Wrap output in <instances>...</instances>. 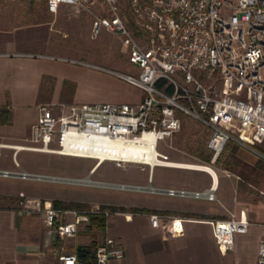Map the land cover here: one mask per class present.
Masks as SVG:
<instances>
[{
  "label": "built area",
  "instance_id": "built-area-1",
  "mask_svg": "<svg viewBox=\"0 0 264 264\" xmlns=\"http://www.w3.org/2000/svg\"><path fill=\"white\" fill-rule=\"evenodd\" d=\"M8 1L43 3L52 14L64 5L90 14L92 37L104 31L116 37L133 65L129 73L113 74L141 90L136 103H84L57 109L53 104L38 105L29 136L12 145L15 165L19 151H30L92 159L95 165L109 161L121 168L137 164L144 170L147 166L151 180L154 166L172 167L157 145L181 129L183 116L199 122L207 131L210 164L227 144L256 152L252 147L264 142V0ZM148 134L153 137L154 158L159 160L149 163L100 157L107 153L106 142L127 146ZM223 172L231 176L229 171ZM208 173L212 181L203 190L148 189L172 197L215 201L217 178L214 171ZM11 175L29 176L0 170V176ZM118 187L145 189L130 184ZM24 209L42 211L44 226L55 240L76 238L90 214L107 217L118 213L98 205L82 210L57 209L41 206L36 200L27 201ZM148 218L152 227L163 223L171 236L183 231L177 217L150 213ZM208 222L222 252L232 250L234 234L245 233L250 225L245 217L236 219L233 215ZM49 252L57 264H78L74 248L65 250L56 244ZM124 254L122 244L105 237L96 246L94 264H109ZM256 264H264V235L258 243Z\"/></svg>",
  "mask_w": 264,
  "mask_h": 264
},
{
  "label": "crops",
  "instance_id": "crops-1",
  "mask_svg": "<svg viewBox=\"0 0 264 264\" xmlns=\"http://www.w3.org/2000/svg\"><path fill=\"white\" fill-rule=\"evenodd\" d=\"M52 32L51 18L35 23L0 27V111L5 110L3 115H0V151L7 157L12 155L11 146L21 143H17V140L29 136L30 128L37 117L38 105L58 103L57 90L64 80L72 79L79 82L80 76H85L80 86L84 85L83 88L87 90L91 100L89 102L75 100V95L73 102L68 104L59 102L60 107L111 102L103 91L102 97L90 92L92 88L98 89L101 84L104 86L108 77L94 70L100 69L99 64L78 59L74 61H82L84 64L80 65L77 62L79 67H73L62 58L51 54L49 43ZM44 78L55 79L49 101L38 99ZM140 95L128 103H136ZM11 160L15 164L12 156ZM102 163L94 164L89 173L94 172ZM4 165L9 166L10 163L5 162ZM209 166L217 178L215 201L172 197L148 189L151 186L203 190L208 188L212 181L208 172L195 170L194 172L203 175L155 178V167L180 170L184 168L154 166L149 180L146 166L143 171H147V183L124 181L123 183L143 186L145 189L140 192H146L148 196L129 199L125 196L114 201L99 199L93 202L95 205L112 206L115 208L113 211L118 212L106 217L102 239L114 238L122 244L125 254L122 259H113L109 264H256L258 243L264 235V201L259 198L247 200L239 192L241 191L238 189L239 182L232 177L235 176L234 173L229 171L231 176L228 177L223 172L226 169L221 167L220 178L216 172L218 170L210 164ZM3 168L10 170L9 167ZM195 180L205 182L202 186L196 187ZM185 199L192 200L193 205L185 202ZM150 213H161L181 219L182 233L171 236L163 223L159 227H152L148 218ZM33 215L35 214L22 215L14 208L0 206V264H57L49 252L56 243L74 241L72 248L89 243L88 240L80 241L81 237H78V234L76 238L55 240L52 233L42 226L40 215L37 217ZM231 215L236 219L245 217L250 221V225L245 233L234 234L232 250L222 252L214 241L212 226L208 220L225 219ZM41 251H45V254L40 255Z\"/></svg>",
  "mask_w": 264,
  "mask_h": 264
},
{
  "label": "rangeland",
  "instance_id": "rangeland-1",
  "mask_svg": "<svg viewBox=\"0 0 264 264\" xmlns=\"http://www.w3.org/2000/svg\"><path fill=\"white\" fill-rule=\"evenodd\" d=\"M50 18L53 32L50 38L49 52L54 56L62 58L64 62L73 67H79V64H84L82 61H74L78 59L99 64L98 67L100 69L94 68V70L108 76L104 86L101 84L98 89L92 88L91 94L102 97L101 93L103 91L111 102L128 103L134 98L139 97L141 93L139 88L126 83L112 72L129 73L133 68V65L127 61V56L122 50L119 40L105 31L98 37L93 38L91 35L92 19L90 14L72 6H63L58 13L52 15L45 10L43 3L0 0V27L11 24L35 23ZM77 62L79 64H76ZM84 78L85 76L81 75L79 82L72 79L64 80L57 90V93L59 92V101L53 108L57 109L60 105L59 102H63L64 104L73 102L75 95V100L89 102L91 99L87 90L83 88L84 85L83 87L80 86ZM54 82L55 79L44 78L42 80L39 100H50L53 90L52 84L54 85ZM207 137V131L199 122L184 118L181 129L175 135L170 139L166 138L158 141L157 150L165 154L170 161L209 165L210 160L208 163L203 162L185 150L186 141H189V145L193 146L197 142L203 144L207 140ZM16 142L22 143V140L19 139ZM229 145L232 146L231 144ZM262 148H264V143L260 145V148L258 145L252 147L257 153L236 147L235 153L242 161L254 165L259 159H263L264 161V154L256 150H261ZM230 151L231 148H228L224 153L225 156H228ZM13 152L14 150L12 151V155L7 157L0 151V170H9L3 168L9 167V171L13 173L24 172L36 177H22L20 175L0 176V206L14 208L22 215L35 214L33 215L35 217L40 215L41 224L44 228L43 212L24 209L27 201L36 200L40 202L41 206L49 204L52 207H55L53 205L54 200L61 201L64 204L71 202L87 204L88 207L79 208L82 210L95 206L93 202H97L99 199L114 201L125 196L129 199L149 195L146 192H140L141 190H122L118 187L119 184H128L123 183V181L147 183V171L141 170L137 164H127L124 168H121L112 162L106 161L97 167L94 172L89 173V169L95 164V161L92 159L19 151L15 155L18 165H15L11 160ZM5 162L10 163V165L5 166ZM210 165L218 170L216 172L221 178L219 171L221 165L215 163ZM194 171L155 167L154 177L179 178L196 174L203 175ZM232 177L239 182L238 189L242 191L239 192L247 200L259 198L264 201V173L257 177H252L249 183L241 182L236 175ZM85 179L89 183L78 182ZM204 182V180H195V186L200 187ZM184 201L193 205L192 200L185 199ZM96 205L101 207V204ZM111 207L106 205L104 209L112 210ZM55 208L78 209L68 205ZM88 221L83 222L80 226L78 237L81 238L79 240H88L89 242L94 238L100 242L104 235L100 233L95 234L94 230L93 232H88L86 230ZM73 242L62 241L60 246L66 248L65 250H71Z\"/></svg>",
  "mask_w": 264,
  "mask_h": 264
},
{
  "label": "trees",
  "instance_id": "trees-1",
  "mask_svg": "<svg viewBox=\"0 0 264 264\" xmlns=\"http://www.w3.org/2000/svg\"><path fill=\"white\" fill-rule=\"evenodd\" d=\"M30 3H36V2H30ZM45 7V6H44ZM4 111H0V115H3ZM2 117V116H1ZM186 117H182L183 119ZM7 120V119H5ZM182 126V125H181ZM176 134V133H175ZM174 134V135H175ZM207 140L204 141V143L197 142L195 145L190 146L189 141H186L185 143V150L187 153L192 154L193 156L197 157L203 162L208 163L212 152L209 150L206 146ZM264 143V142H263ZM261 143V144H263ZM261 144H257L260 148ZM229 144L226 145L225 149L218 155V157L215 160V164H220L223 169H226L232 173H234L238 179L241 182H247L251 181L252 177H257L258 175L264 173V164L263 159H259L256 161L254 165H251L249 163H246L242 161L235 153L236 145L235 144ZM231 148L230 154L228 156H225V151ZM260 153L264 154V148L261 150L256 149ZM53 205L55 207H61V206H71L74 208H84L88 207L85 203H78V202H71L69 204H64L61 201L54 200ZM105 206H101L102 209H104ZM113 210L114 207H111ZM106 228V216L103 214H90L89 221L86 230L88 232H93L95 234H102L104 235ZM99 242L96 241L94 238L89 241L86 245H76L74 247V252L77 257V263L78 264H94V252L96 249V246ZM57 244V243H56ZM73 248H71L72 250Z\"/></svg>",
  "mask_w": 264,
  "mask_h": 264
},
{
  "label": "bare ground",
  "instance_id": "bare-ground-1",
  "mask_svg": "<svg viewBox=\"0 0 264 264\" xmlns=\"http://www.w3.org/2000/svg\"><path fill=\"white\" fill-rule=\"evenodd\" d=\"M105 145L107 147V153L100 155L101 158L108 156L112 159L123 158V159H131L134 161H139L143 159L149 163H152L155 160H159L158 158L156 159L154 158L155 151L152 149L153 137L149 134L144 135L141 139H139L138 143L130 144L127 146H123L122 144L118 142H109V143L106 142ZM166 162H170V165L176 168L200 170V171L213 173V169L209 167L208 165L182 163V162H175V161H170V160H166ZM213 176L215 178L214 174ZM215 181H216V178H215ZM78 182L89 183L87 179L83 181H78Z\"/></svg>",
  "mask_w": 264,
  "mask_h": 264
},
{
  "label": "water",
  "instance_id": "water-1",
  "mask_svg": "<svg viewBox=\"0 0 264 264\" xmlns=\"http://www.w3.org/2000/svg\"><path fill=\"white\" fill-rule=\"evenodd\" d=\"M29 177H36V176H33V175H29ZM38 177V176H37Z\"/></svg>",
  "mask_w": 264,
  "mask_h": 264
}]
</instances>
